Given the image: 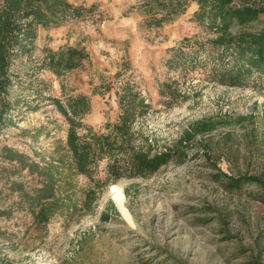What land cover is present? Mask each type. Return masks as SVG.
Listing matches in <instances>:
<instances>
[{
    "label": "rangeland",
    "instance_id": "374dc122",
    "mask_svg": "<svg viewBox=\"0 0 264 264\" xmlns=\"http://www.w3.org/2000/svg\"><path fill=\"white\" fill-rule=\"evenodd\" d=\"M69 1L92 7L89 17L39 28L34 48L10 66L15 81L10 96L19 103L12 110L14 124L0 133V264H264V200L255 186L228 189L216 180L223 172L264 182V80L256 77L241 87L211 80L202 51L212 33L192 19L195 2L172 21L150 28L138 12L141 0ZM262 25L264 13L250 28ZM66 44L84 46L89 59L62 78L38 70L44 48ZM177 50L194 53L196 62L170 69L166 59ZM124 81L149 104L134 122L135 143L148 139L152 151H160L174 145L193 121L210 119L217 128L190 140L184 159L171 160L146 178L114 183L128 192L132 225L119 211V217L109 210L111 219L100 220L112 200L108 185L101 186L91 214L56 215L46 231L34 226L15 185L28 190L39 180L3 158L1 148L11 147L42 166L51 161L72 181L79 205L91 182L69 174L61 162L69 158L68 124L48 97L86 95L90 107L80 118V133L87 126L106 131L105 124L118 119L115 92ZM163 81H175L184 98L165 104L158 92ZM236 117L243 120L222 124ZM104 167L101 162L96 177L104 178Z\"/></svg>",
    "mask_w": 264,
    "mask_h": 264
},
{
    "label": "trees",
    "instance_id": "16d2710c",
    "mask_svg": "<svg viewBox=\"0 0 264 264\" xmlns=\"http://www.w3.org/2000/svg\"><path fill=\"white\" fill-rule=\"evenodd\" d=\"M191 2L197 4L192 19L212 33V37L206 39V49H202L206 58L204 64L210 66L211 80L227 87H241L256 77L264 80V25L250 28L264 13V0H141L137 8L148 27L159 28L183 14ZM91 11L92 7L75 5L69 0H0V133L4 127L14 124L12 110L19 103L10 96L15 82L10 69L12 59L34 48L39 28L49 30L70 20L84 19ZM88 59L84 46L66 44L57 50L46 47L38 70L62 78ZM196 60L194 53L177 50L166 59V64L170 69L185 68ZM61 88L63 93L62 83ZM158 92L166 98L165 104L179 96L184 98L175 81L160 82ZM115 95L117 121L107 122L106 131L87 126L83 133L79 131L83 127L80 118L89 110V98L84 94L68 95L65 101L48 97L68 124L65 148L69 158L68 162L61 158V162L66 164L69 174L84 176L91 182L79 205L73 199L72 181L63 179V172L51 161L42 166L28 161L27 156L11 147L1 148L3 158L18 162L39 180V185L28 190H24L20 182L15 185L34 226L46 231L47 223L56 215L91 214L101 196V186L107 187L121 178L151 176L169 161L184 159L190 140L217 128L218 123L210 119L193 121L174 145L153 152L148 139L145 143H135L139 131L136 134L133 130L134 122L149 108L147 101L128 81L120 84ZM242 120L243 117H236L235 121H222V124L234 125ZM101 162L105 163L103 179L96 177ZM216 180L228 189L255 186L258 198L264 200V182L257 176L220 172ZM124 193L128 194L126 189ZM109 210L120 216L113 201L108 200L99 215L102 222L111 219Z\"/></svg>",
    "mask_w": 264,
    "mask_h": 264
},
{
    "label": "bare ground",
    "instance_id": "6f19581e",
    "mask_svg": "<svg viewBox=\"0 0 264 264\" xmlns=\"http://www.w3.org/2000/svg\"><path fill=\"white\" fill-rule=\"evenodd\" d=\"M109 193H110L111 199L114 201L122 218L132 225L133 224L132 216L125 205V195L120 189V187L114 183L110 184Z\"/></svg>",
    "mask_w": 264,
    "mask_h": 264
},
{
    "label": "water",
    "instance_id": "95a60500",
    "mask_svg": "<svg viewBox=\"0 0 264 264\" xmlns=\"http://www.w3.org/2000/svg\"><path fill=\"white\" fill-rule=\"evenodd\" d=\"M113 201V200H112ZM114 202V201H113ZM115 204V203H114ZM116 206V205H115Z\"/></svg>",
    "mask_w": 264,
    "mask_h": 264
}]
</instances>
